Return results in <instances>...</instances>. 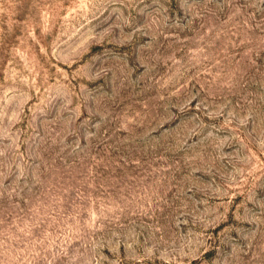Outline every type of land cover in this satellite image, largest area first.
I'll use <instances>...</instances> for the list:
<instances>
[{
	"label": "rangeland",
	"instance_id": "1",
	"mask_svg": "<svg viewBox=\"0 0 264 264\" xmlns=\"http://www.w3.org/2000/svg\"><path fill=\"white\" fill-rule=\"evenodd\" d=\"M0 264H264V0H0Z\"/></svg>",
	"mask_w": 264,
	"mask_h": 264
}]
</instances>
